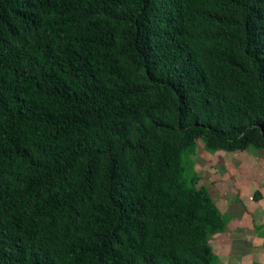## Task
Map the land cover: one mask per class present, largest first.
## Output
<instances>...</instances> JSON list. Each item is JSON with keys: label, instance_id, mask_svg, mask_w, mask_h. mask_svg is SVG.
<instances>
[{"label": "trees", "instance_id": "1", "mask_svg": "<svg viewBox=\"0 0 264 264\" xmlns=\"http://www.w3.org/2000/svg\"><path fill=\"white\" fill-rule=\"evenodd\" d=\"M205 136L264 145V0H0V264H212Z\"/></svg>", "mask_w": 264, "mask_h": 264}, {"label": "rangeland", "instance_id": "2", "mask_svg": "<svg viewBox=\"0 0 264 264\" xmlns=\"http://www.w3.org/2000/svg\"><path fill=\"white\" fill-rule=\"evenodd\" d=\"M183 185L216 212L208 243L212 264H264V145L244 149L208 137L182 152Z\"/></svg>", "mask_w": 264, "mask_h": 264}]
</instances>
